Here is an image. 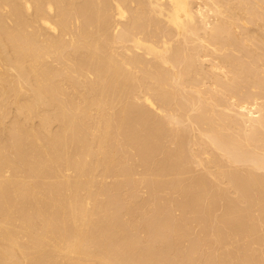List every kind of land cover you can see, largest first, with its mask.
I'll return each mask as SVG.
<instances>
[{
	"label": "bare ground",
	"instance_id": "1",
	"mask_svg": "<svg viewBox=\"0 0 264 264\" xmlns=\"http://www.w3.org/2000/svg\"><path fill=\"white\" fill-rule=\"evenodd\" d=\"M0 264H264V0H0Z\"/></svg>",
	"mask_w": 264,
	"mask_h": 264
}]
</instances>
